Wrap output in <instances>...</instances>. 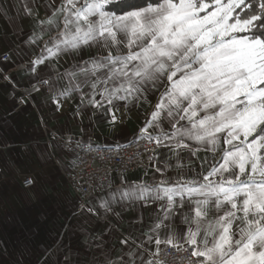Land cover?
<instances>
[{
    "label": "snow or ice",
    "instance_id": "obj_1",
    "mask_svg": "<svg viewBox=\"0 0 264 264\" xmlns=\"http://www.w3.org/2000/svg\"><path fill=\"white\" fill-rule=\"evenodd\" d=\"M23 10L39 29L31 44L54 33L29 71L48 69L39 84L57 110L75 96L78 112L115 125L121 104L157 98L137 133L152 145V176L122 178L87 208L120 222L139 205L151 223L140 217L147 231L123 236L122 254L96 264H167L166 248L187 253L186 264H264V0H23ZM65 56L75 63L61 72Z\"/></svg>",
    "mask_w": 264,
    "mask_h": 264
},
{
    "label": "crops",
    "instance_id": "obj_2",
    "mask_svg": "<svg viewBox=\"0 0 264 264\" xmlns=\"http://www.w3.org/2000/svg\"><path fill=\"white\" fill-rule=\"evenodd\" d=\"M38 2L30 0L33 4ZM0 5L8 9L6 16L0 15V175L5 177L0 176V240L6 241L3 247L7 249L0 251V264H14L21 252L23 264H45V260L47 264H96L102 255L115 259L122 254L123 236L131 233L139 237L141 230L147 231L146 227L141 229L139 218L150 224V209L137 205L126 211L120 222L90 214L87 208H98L100 198L109 189L94 194L85 209L78 211L76 195L66 178L73 156L49 132L91 145L125 143L137 138L157 98L150 97V105L131 111L121 104L115 125L98 113L78 112L75 96L67 100L61 97L62 107L57 110L52 94L39 84L38 77L47 78L48 69L41 72L40 66L35 74L29 71L30 61L41 54L54 33L44 34L42 41L31 44L29 37L34 29H39L23 15V0H0ZM47 15L41 3L39 19H46ZM74 63L70 56L63 57L59 71ZM33 85L40 91H33ZM18 96L24 97L25 105L17 110ZM198 156L201 160L205 156L213 159L211 153L203 151ZM220 158L221 153L217 152L215 160ZM152 174L149 167L122 178L132 183L149 180ZM25 176L33 178V186L22 185ZM122 178L115 179L112 188L120 186ZM177 228L173 225L174 230Z\"/></svg>",
    "mask_w": 264,
    "mask_h": 264
},
{
    "label": "built area",
    "instance_id": "obj_3",
    "mask_svg": "<svg viewBox=\"0 0 264 264\" xmlns=\"http://www.w3.org/2000/svg\"><path fill=\"white\" fill-rule=\"evenodd\" d=\"M24 105V97L18 96L15 108L18 110ZM49 135L52 139H57L60 147L73 156L66 178L76 195L78 211L85 209L94 194L111 189L115 179L122 178L132 171L150 167L148 157L151 155L152 145H147L144 140L138 138L106 146L87 144L74 138H58L54 131H50ZM0 176L2 179L5 178L3 175ZM27 177L31 176H25L22 185L33 186L34 183L31 185L24 183ZM81 205L85 207L81 208ZM161 256L167 264H186L187 253L177 252L172 248H166Z\"/></svg>",
    "mask_w": 264,
    "mask_h": 264
},
{
    "label": "trees",
    "instance_id": "obj_4",
    "mask_svg": "<svg viewBox=\"0 0 264 264\" xmlns=\"http://www.w3.org/2000/svg\"><path fill=\"white\" fill-rule=\"evenodd\" d=\"M136 2H138V3H139V2H142V0H136Z\"/></svg>",
    "mask_w": 264,
    "mask_h": 264
}]
</instances>
